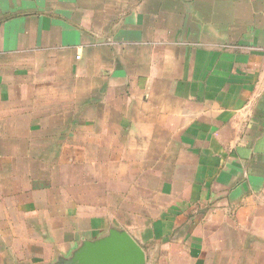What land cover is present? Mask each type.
Wrapping results in <instances>:
<instances>
[{"label": "crops", "instance_id": "obj_1", "mask_svg": "<svg viewBox=\"0 0 264 264\" xmlns=\"http://www.w3.org/2000/svg\"><path fill=\"white\" fill-rule=\"evenodd\" d=\"M131 142L163 218H83L105 180L61 161ZM0 193V264H74L111 228L145 264H264V0H0Z\"/></svg>", "mask_w": 264, "mask_h": 264}, {"label": "rangeland", "instance_id": "obj_2", "mask_svg": "<svg viewBox=\"0 0 264 264\" xmlns=\"http://www.w3.org/2000/svg\"><path fill=\"white\" fill-rule=\"evenodd\" d=\"M114 144V143H113ZM109 144L107 147L108 152V159L105 160L106 164L99 163V160H88V159H82L77 161V165L74 166L72 163H69L68 160L61 161L60 166L63 167L61 172L59 174V178L61 181L66 179L63 183H67L69 178L72 179L73 173L74 175L78 173H82L85 169V165L91 164L92 171L99 176L102 174L106 187L102 188V190H88L85 187L82 188L83 192L82 195H84L86 198L91 195L93 198L92 201L95 203L94 206H80L76 208L77 213H79L80 216H85L83 218H108V226L111 224L116 223V218H125L131 219V218H163L161 217L163 214L162 208L159 206L155 207H149L148 205H141L142 203V190H134L131 189V184H140V186L145 185L151 181V175L148 173L147 169H145L144 173L140 169V161L141 159L138 158V155H136V159H133V153L132 150H135V152L140 151V144L137 143H129V149L127 150L125 147L123 148H116L115 145ZM84 146V145H83ZM83 146H81V149L79 146H77L78 151L77 154H80L81 152L84 153V150L82 149ZM117 150V151H116ZM54 161V160H52ZM50 161V162H52ZM94 161H97L96 164H94ZM138 162V163H136ZM144 162V161H143ZM64 163V165H62ZM89 167V166H88ZM87 167V168H88ZM147 167V166H145ZM77 168V169H76ZM58 174V175H59ZM100 177V176H99ZM5 180V183L7 182V176H5L2 180V182ZM130 186V188L128 187ZM7 187V183H6ZM129 188L130 190H133L137 192L136 194L141 197L139 198V201H128L127 205H120L119 207H116L115 204L119 202L120 198L118 193H121L126 188ZM108 189L106 192L105 190ZM128 191L131 195V191ZM7 192V191H6ZM54 197H56V193L52 194ZM1 197V193H0ZM45 198V197H44ZM132 198V197H131ZM130 198V199H131ZM1 200V199H0ZM162 200H159L160 203ZM104 202H107V205H103ZM135 202V203H134ZM139 202L140 205L136 204ZM164 203H168L167 201H164ZM100 204V205H99ZM163 205V204H162ZM168 205L166 204V208ZM45 216H48L49 208H46ZM0 218H7V197H4V199L0 202ZM80 218V217H78ZM82 218V217H81ZM153 250V248H152ZM150 249V251H152Z\"/></svg>", "mask_w": 264, "mask_h": 264}, {"label": "water", "instance_id": "obj_3", "mask_svg": "<svg viewBox=\"0 0 264 264\" xmlns=\"http://www.w3.org/2000/svg\"><path fill=\"white\" fill-rule=\"evenodd\" d=\"M74 264H145L146 253L125 230L111 228L94 241H85L71 258Z\"/></svg>", "mask_w": 264, "mask_h": 264}]
</instances>
